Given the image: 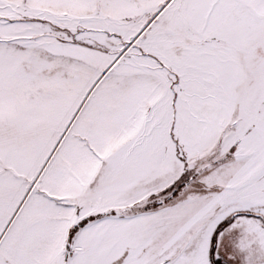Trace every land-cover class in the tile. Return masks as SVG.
I'll use <instances>...</instances> for the list:
<instances>
[{"label": "snow or ice", "instance_id": "obj_1", "mask_svg": "<svg viewBox=\"0 0 264 264\" xmlns=\"http://www.w3.org/2000/svg\"><path fill=\"white\" fill-rule=\"evenodd\" d=\"M0 264H264V0H0Z\"/></svg>", "mask_w": 264, "mask_h": 264}]
</instances>
